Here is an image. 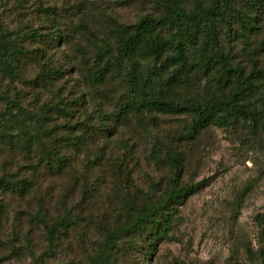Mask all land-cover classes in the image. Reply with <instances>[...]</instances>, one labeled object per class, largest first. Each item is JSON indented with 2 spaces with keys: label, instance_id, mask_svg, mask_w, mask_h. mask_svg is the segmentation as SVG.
<instances>
[{
  "label": "rangeland",
  "instance_id": "1",
  "mask_svg": "<svg viewBox=\"0 0 264 264\" xmlns=\"http://www.w3.org/2000/svg\"><path fill=\"white\" fill-rule=\"evenodd\" d=\"M180 2L188 12L210 0ZM238 4L239 23L232 21L231 29L216 20L220 44L233 62L246 66L253 57L264 68V0ZM160 8L159 0H0V41L19 48L13 78L0 75V118L8 116L5 103L17 101L44 124L31 148L7 147L32 127L28 121L0 133V178L30 182L22 194L0 189V264H39L42 255L45 264H87L106 230L123 225L128 201L159 200L174 181L167 156L177 155L178 185L199 187L176 201L154 247L148 236H123L114 264H264V133L258 137L246 123L235 130L210 123L191 133L193 116L186 111L124 115L137 95L123 79L130 65L112 67L111 28L157 16ZM245 18L256 20L253 33L241 27ZM142 66L157 80L148 96L160 91L177 107L219 93L193 65ZM53 148L58 156L38 165ZM36 212L47 222L64 220L53 253L46 254Z\"/></svg>",
  "mask_w": 264,
  "mask_h": 264
},
{
  "label": "trees",
  "instance_id": "2",
  "mask_svg": "<svg viewBox=\"0 0 264 264\" xmlns=\"http://www.w3.org/2000/svg\"><path fill=\"white\" fill-rule=\"evenodd\" d=\"M162 9L157 16L145 15L137 23L129 26H116L111 28L115 38V55L112 67H119L123 63L130 65V70L123 75L128 78L130 88L137 95V100L125 108V114L132 110L139 111L152 108L158 112L182 113L191 112L193 116L192 127L189 132L194 133L201 128L213 123L219 128L235 130L246 123L248 130L258 137L264 133V68L259 60L249 57L246 66L234 60L220 44V35L216 20L224 22L229 29L232 21L239 23V0H210L207 6L196 4L194 9L186 12L180 0H159ZM256 20L240 19L244 31L253 33L256 29ZM169 33L163 37L161 32ZM19 48L13 44L0 41V75L13 78L15 74L14 63H18ZM188 57L191 59L188 63ZM145 62L165 66L185 68L193 65L197 72L209 75L211 83L217 85L218 95L205 97L201 102L186 107L173 105L168 98L164 99L162 92H157V97L148 96L146 89L156 80L153 71L143 74L142 65ZM106 68L97 71L99 81L104 80ZM51 69L44 71L46 77H51ZM162 80V79H161ZM170 77L163 83L168 86ZM64 108V107H63ZM130 109V110H129ZM16 112L13 114V112ZM129 111V112H128ZM6 118H0V133H9L16 125L24 121L32 127L24 129L23 134L12 138L7 147L23 146L34 147L32 142L37 140L38 129L44 125L36 119L32 112L21 107L17 101L5 103ZM44 118V117H43ZM27 130H30L28 133ZM188 133L189 137L192 136ZM35 149V148H34ZM38 152V149H35ZM52 156L46 160L39 159L38 165H50L51 157L58 156V151L53 148ZM177 155V154H176ZM177 156H167L168 167L173 170L174 181L163 191L159 200L147 198L138 205L128 201L123 225L115 230H106L104 237L88 258L87 264H114L117 247L123 236L127 233H138L148 236V245L154 247L162 239L172 221L170 211L180 198H185L187 192H192L199 184L189 187H180L176 181L181 172L182 161ZM176 178V179H175ZM30 185L29 181H8L0 178V189L22 194ZM184 195V196H183ZM261 233L264 232V215L259 216ZM35 223L40 225L46 233L48 243L46 254L53 253V244L62 227L63 219L47 222L35 215ZM41 257L39 264H45ZM50 264H61L51 262ZM70 264V263H69Z\"/></svg>",
  "mask_w": 264,
  "mask_h": 264
}]
</instances>
